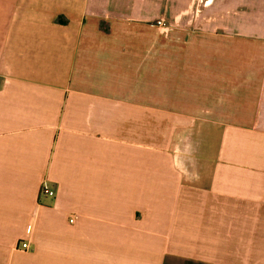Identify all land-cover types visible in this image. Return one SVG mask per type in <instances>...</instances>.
I'll return each instance as SVG.
<instances>
[{
    "label": "crops",
    "instance_id": "crops-1",
    "mask_svg": "<svg viewBox=\"0 0 264 264\" xmlns=\"http://www.w3.org/2000/svg\"><path fill=\"white\" fill-rule=\"evenodd\" d=\"M165 3L0 0V264H264V0Z\"/></svg>",
    "mask_w": 264,
    "mask_h": 264
},
{
    "label": "rangeland",
    "instance_id": "rangeland-1",
    "mask_svg": "<svg viewBox=\"0 0 264 264\" xmlns=\"http://www.w3.org/2000/svg\"><path fill=\"white\" fill-rule=\"evenodd\" d=\"M163 10L152 23L163 21L156 27L161 37V47L174 46L172 42H184L191 37L207 33L213 28L208 22L236 15V0H163ZM225 10H229L226 12ZM175 43V42H174ZM185 46L184 44H180Z\"/></svg>",
    "mask_w": 264,
    "mask_h": 264
},
{
    "label": "built area",
    "instance_id": "built-area-1",
    "mask_svg": "<svg viewBox=\"0 0 264 264\" xmlns=\"http://www.w3.org/2000/svg\"><path fill=\"white\" fill-rule=\"evenodd\" d=\"M154 25H155V27H163L164 22L163 21H157ZM41 193L46 194V195H50V196L54 195V193L49 189V187L46 184H44L42 186ZM18 247L22 250H27L29 247V243H27V242L20 243V245Z\"/></svg>",
    "mask_w": 264,
    "mask_h": 264
}]
</instances>
